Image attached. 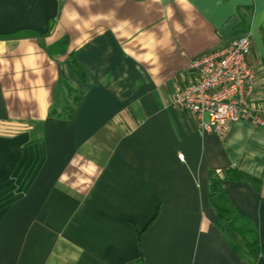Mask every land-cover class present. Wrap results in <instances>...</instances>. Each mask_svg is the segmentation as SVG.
<instances>
[{"label": "crops", "instance_id": "obj_1", "mask_svg": "<svg viewBox=\"0 0 264 264\" xmlns=\"http://www.w3.org/2000/svg\"><path fill=\"white\" fill-rule=\"evenodd\" d=\"M247 32L264 108V0H0V264H264V127L207 135L173 104ZM212 174L258 258L218 228Z\"/></svg>", "mask_w": 264, "mask_h": 264}, {"label": "built area", "instance_id": "obj_2", "mask_svg": "<svg viewBox=\"0 0 264 264\" xmlns=\"http://www.w3.org/2000/svg\"><path fill=\"white\" fill-rule=\"evenodd\" d=\"M252 44L247 32L222 51L195 59L190 66L195 79L174 93L173 104L194 114L205 134L224 138L244 120L264 127V108L253 105L259 86Z\"/></svg>", "mask_w": 264, "mask_h": 264}, {"label": "trees", "instance_id": "obj_3", "mask_svg": "<svg viewBox=\"0 0 264 264\" xmlns=\"http://www.w3.org/2000/svg\"><path fill=\"white\" fill-rule=\"evenodd\" d=\"M69 65L71 69L77 74L79 80L86 84L87 72L77 59L75 53L70 55ZM66 88L68 91L66 109H64L62 112H54V114H59L63 117L73 116L75 104L81 100L82 96V92L75 90L69 85V83H66ZM227 175H232L233 179L239 180L243 177L241 174L235 171H229ZM223 182V179L217 174H212L209 178L210 205L218 218L217 226L220 231L225 234H238L245 241L250 257L256 259L262 251V246L258 240L257 229L250 218L241 215L236 210L224 188ZM234 248L239 251L237 246L234 245ZM133 264H144V262L141 259L134 262Z\"/></svg>", "mask_w": 264, "mask_h": 264}]
</instances>
